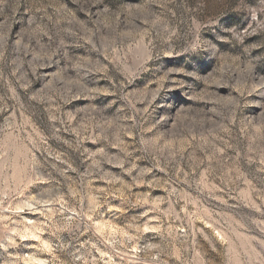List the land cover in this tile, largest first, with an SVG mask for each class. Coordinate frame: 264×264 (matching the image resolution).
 I'll return each mask as SVG.
<instances>
[{
	"label": "rangeland",
	"instance_id": "374dc122",
	"mask_svg": "<svg viewBox=\"0 0 264 264\" xmlns=\"http://www.w3.org/2000/svg\"><path fill=\"white\" fill-rule=\"evenodd\" d=\"M0 264H264V0H0Z\"/></svg>",
	"mask_w": 264,
	"mask_h": 264
}]
</instances>
